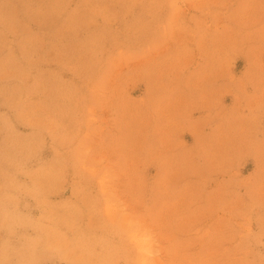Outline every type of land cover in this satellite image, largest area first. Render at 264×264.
<instances>
[{
  "label": "rangeland",
  "instance_id": "1",
  "mask_svg": "<svg viewBox=\"0 0 264 264\" xmlns=\"http://www.w3.org/2000/svg\"><path fill=\"white\" fill-rule=\"evenodd\" d=\"M0 264H264V0H0Z\"/></svg>",
  "mask_w": 264,
  "mask_h": 264
}]
</instances>
